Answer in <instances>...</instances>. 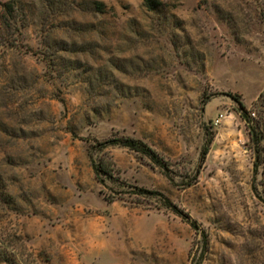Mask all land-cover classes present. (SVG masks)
Wrapping results in <instances>:
<instances>
[{"label": "rangeland", "instance_id": "1", "mask_svg": "<svg viewBox=\"0 0 264 264\" xmlns=\"http://www.w3.org/2000/svg\"><path fill=\"white\" fill-rule=\"evenodd\" d=\"M6 1L0 264H264V0Z\"/></svg>", "mask_w": 264, "mask_h": 264}, {"label": "trees", "instance_id": "2", "mask_svg": "<svg viewBox=\"0 0 264 264\" xmlns=\"http://www.w3.org/2000/svg\"><path fill=\"white\" fill-rule=\"evenodd\" d=\"M157 4V0H146V5L149 8H153L154 5ZM4 10L2 14V26L4 29L10 30L14 28L15 23L18 22V16L20 15V11L22 9L21 0H8L1 4ZM95 8L99 12H105L106 6L103 2L96 1ZM3 46L10 45L1 43ZM10 47V46H9ZM262 95L258 98V101L254 103V106L257 108V113L252 115V112L246 110L245 107L241 104L239 114L243 119L246 125V129L249 135V141L251 145V149L254 154L253 167L254 171L257 174L259 167L264 169V128L262 126L260 113L262 112L263 106ZM210 143V141H208ZM112 145H121L137 152H140L144 155H153V152L148 148L146 144L141 142L138 139L134 138H115L109 139L102 144L103 149ZM208 144L205 146L202 157L207 153ZM91 164L94 171L95 179L106 186V181L108 179L113 178L114 173V164L113 161L106 155L100 157H94L91 155ZM105 199L108 202H112L115 200V196H105Z\"/></svg>", "mask_w": 264, "mask_h": 264}]
</instances>
